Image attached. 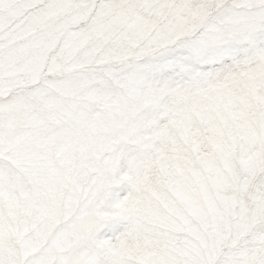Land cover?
<instances>
[{
  "label": "snow or ice",
  "instance_id": "6c2138e0",
  "mask_svg": "<svg viewBox=\"0 0 264 264\" xmlns=\"http://www.w3.org/2000/svg\"><path fill=\"white\" fill-rule=\"evenodd\" d=\"M0 264H264V0H0Z\"/></svg>",
  "mask_w": 264,
  "mask_h": 264
}]
</instances>
